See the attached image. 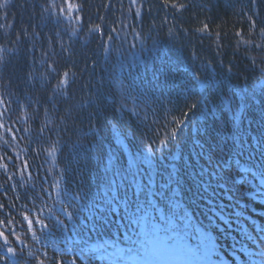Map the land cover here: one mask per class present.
<instances>
[{"label": "trees", "instance_id": "trees-1", "mask_svg": "<svg viewBox=\"0 0 264 264\" xmlns=\"http://www.w3.org/2000/svg\"><path fill=\"white\" fill-rule=\"evenodd\" d=\"M262 28L264 0L0 8V231L12 264H264L260 158L224 146L264 131ZM23 215L47 229L34 238ZM148 232L183 237L186 255L153 254Z\"/></svg>", "mask_w": 264, "mask_h": 264}, {"label": "snow or ice", "instance_id": "snow-or-ice-1", "mask_svg": "<svg viewBox=\"0 0 264 264\" xmlns=\"http://www.w3.org/2000/svg\"><path fill=\"white\" fill-rule=\"evenodd\" d=\"M161 4L167 6L169 4V0H160ZM251 3L254 5L256 3V0H251ZM137 0H130V6L136 7ZM10 6V0H0V8L7 9ZM71 7V6H70ZM172 8H177L176 3L171 4ZM185 5L180 4L179 8H184ZM179 8L177 10H179ZM61 12H63V9H61ZM137 16L140 15V12L137 11ZM256 23L253 22L252 27H255ZM207 27V26H205ZM237 36H240L241 33L237 32ZM261 35H264V28L261 30ZM157 80H159V77H155ZM199 79V77H197ZM61 84L64 83L63 80L60 81ZM156 88H158L161 92L164 91V88L166 87L165 83H157ZM55 98V97H54ZM189 109H195L198 108V104L193 103L188 106ZM261 124L264 125V109L261 110ZM184 115H187V113H184ZM0 127H3V125H0ZM8 131H11L10 129ZM260 134L256 137H250L247 141H244L240 138L239 134L233 135L230 139H226L224 142L225 149L229 148H236L239 146V149L241 152L251 150V152L254 155L259 156L260 158V167L257 169L256 173H254V176H258L261 184L264 185V131H261L258 129ZM177 133L173 132L172 136H176ZM160 144L163 146L165 145L164 140H160ZM220 159H223V157H220ZM169 180H172L171 173L169 174ZM225 183H227V179H225ZM169 188L171 189V184H169ZM61 211H64L65 214L68 216L69 220H72L74 218V213H68L65 209H61ZM23 221L27 222V231L29 233L33 234V237L35 238V232H34V226L39 225L41 228L47 229L48 225L44 224L43 220L41 219H30L29 215H23ZM57 223H60L57 221ZM0 224H7V221H0ZM262 232H264V228L261 229ZM0 239L3 240V250L0 251V262H7V264H12V261L9 259L10 257H13L16 255L15 250L9 246V238L5 234V232L0 231ZM17 242L22 243V241L17 237ZM143 243L147 246L150 245L151 252L153 254H168L175 257H182L186 255V245L184 243V238L177 235L168 236L165 234L164 236H159L155 232H148L145 234V238L143 240ZM210 251V250H209ZM38 264H43V261L38 262ZM55 264H62V261H56Z\"/></svg>", "mask_w": 264, "mask_h": 264}, {"label": "rangeland", "instance_id": "rangeland-1", "mask_svg": "<svg viewBox=\"0 0 264 264\" xmlns=\"http://www.w3.org/2000/svg\"><path fill=\"white\" fill-rule=\"evenodd\" d=\"M252 185V183H250ZM257 190H253L251 192V197L256 200L259 199V196L257 195ZM124 264H136V259L134 257L127 259V263Z\"/></svg>", "mask_w": 264, "mask_h": 264}]
</instances>
